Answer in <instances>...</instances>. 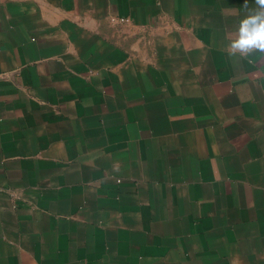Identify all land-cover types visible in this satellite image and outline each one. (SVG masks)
<instances>
[{
    "label": "crops",
    "instance_id": "0c3cea01",
    "mask_svg": "<svg viewBox=\"0 0 264 264\" xmlns=\"http://www.w3.org/2000/svg\"><path fill=\"white\" fill-rule=\"evenodd\" d=\"M244 3L0 0V264H264Z\"/></svg>",
    "mask_w": 264,
    "mask_h": 264
},
{
    "label": "clouds",
    "instance_id": "9594fccd",
    "mask_svg": "<svg viewBox=\"0 0 264 264\" xmlns=\"http://www.w3.org/2000/svg\"><path fill=\"white\" fill-rule=\"evenodd\" d=\"M255 4L257 7L248 9L235 39L228 45L230 56L239 54L250 64L264 59V0H255ZM247 5L248 0H245L244 7L247 8ZM253 53L256 55L253 56Z\"/></svg>",
    "mask_w": 264,
    "mask_h": 264
}]
</instances>
